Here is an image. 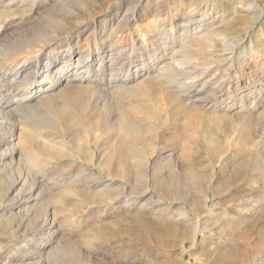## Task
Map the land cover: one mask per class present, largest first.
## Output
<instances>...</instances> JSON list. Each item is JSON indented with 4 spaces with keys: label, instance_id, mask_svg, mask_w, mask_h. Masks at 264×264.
I'll return each mask as SVG.
<instances>
[{
    "label": "rangeland",
    "instance_id": "1",
    "mask_svg": "<svg viewBox=\"0 0 264 264\" xmlns=\"http://www.w3.org/2000/svg\"><path fill=\"white\" fill-rule=\"evenodd\" d=\"M38 1L32 17L13 14L6 26L0 24V61L64 10L78 11L67 19L70 26L88 30L81 46L95 27L99 32L136 11L121 29L119 46L140 55L147 44L155 57L149 61L147 90L138 87L147 78L144 71L132 76L125 89L129 95L108 93L95 109L86 100L90 111L78 117L57 118L56 93L54 100L41 97L29 105L43 113L13 111L2 121L5 139L20 125L25 134H37V143L18 138L12 143L11 161L27 183L0 205V264H264V0ZM182 52H196V74L208 70L196 79L194 105L154 80L158 71L174 68ZM224 58L234 66L219 91L215 82L230 60L216 62ZM75 88L67 92L70 97ZM18 94H5L0 104ZM49 104L54 109L46 110ZM124 110L146 124L144 138L134 142L120 133L116 122ZM104 119L113 128L108 135L101 130L107 128ZM26 120L36 127H26ZM90 143L100 145L98 169L75 161L79 148ZM131 151L152 155L146 174ZM9 187L10 175L0 167V194Z\"/></svg>",
    "mask_w": 264,
    "mask_h": 264
},
{
    "label": "bare ground",
    "instance_id": "2",
    "mask_svg": "<svg viewBox=\"0 0 264 264\" xmlns=\"http://www.w3.org/2000/svg\"><path fill=\"white\" fill-rule=\"evenodd\" d=\"M48 4H50L49 1H48ZM24 8H28L30 12H19V13L17 12V11H20V9H24ZM39 8H40V3L38 0H0V11H1L0 24H4V26H6L8 22L12 20L11 16L13 14L19 15L21 20L32 17L34 12H36ZM64 8L66 9V7ZM75 11H76L75 13L65 12V10L61 11L58 18L55 21L48 23L43 29L41 27L42 30L40 31L38 30L39 32L35 33L33 37L28 38L22 43L20 42L21 44L17 45V47L15 46L16 48L14 49V51L10 52L9 50V54H5V57L0 61V98L5 97V94H7L6 96H10L8 95L9 92H12V93H14L15 91L20 92V94L14 96L15 98L9 100L5 104H2V105L0 104V125L3 124L2 121L12 118L10 116H13L12 114L13 111H20L23 114L26 112L27 114H30V115L31 114H41L43 110L39 111L33 108L29 109V105L36 98H41V97H45L48 101L54 100L55 99L54 97L56 96L60 97L59 99V102L61 100L60 107L56 112L57 118L59 119L69 114L76 115V116L80 115L85 109L86 111H90L88 110L89 103L87 104V108H84L85 107L84 104L86 103V100L90 101L91 108L95 109L97 106L100 105V101H105V99L107 101L108 93L115 95V97L117 98L120 95L123 96L124 94H128V92L125 89H126V86L131 81L133 82L134 78H132V76L134 75L138 76L141 72H144V71L146 72L144 76H146L148 72L151 70L152 67H149L150 66L149 61L152 60L155 57V55L153 54V51L150 50L148 46H146L147 44H144V48H145L143 50L144 53H141L140 55H138L134 53V48L127 50L125 49L124 46H119V42L117 40V38L120 35L125 34V32H122L121 29L129 26L131 19L136 17V14H137L136 11H134L133 14L129 16L125 14L122 18H116L114 23L112 22L109 25L105 24L100 29L99 32H98V26L95 27V30L86 36V41L88 43L85 46H81L80 42L82 40V37H84L85 35L84 31L85 30L88 31V30L82 27H79L77 25L70 26L69 23L67 22V19H72L74 15L77 14L78 11L77 10ZM154 24L156 26L157 22ZM74 31H78L77 36L74 35ZM160 32H162V35L165 36V28L160 29ZM129 33L130 34L128 36L129 37L132 36L131 32ZM184 33L186 32L184 31ZM72 38L74 39L73 44H67L71 40H73ZM65 41H67L66 44L64 43ZM144 41L146 40L144 39ZM182 41L183 43L185 42L184 39H182ZM17 43L19 42L17 41ZM75 48H77L79 52H77V50H74ZM234 48L235 47L232 46L231 50H233ZM22 51L24 52V54H21ZM15 52L19 55L18 57L11 56L12 53L15 54ZM181 55L183 59L177 60L175 62L177 64L174 68H171V69L166 68L163 71H160V72L158 71L156 74V78L154 80L157 81L158 83H161L162 85H166L168 89L174 92L175 95H183L184 98H187L188 101H190V103L194 105L193 100L197 98L196 97V79H199L200 77H202L204 75V72L208 70L206 69L202 73L196 74V52H182ZM229 60H230L229 58H224L223 60L221 59L217 61L216 64L226 63ZM44 62L46 63V66H45L46 71L42 73V69L44 70V68H42V64ZM193 62H195V65L192 69H190L188 66L192 65ZM233 66H234V60H230V65L228 66L225 65V68L221 70L223 75L220 77L219 82L218 81L215 82L217 86L215 89L222 91V88L225 87L224 83L226 79L228 78L230 79ZM241 71L243 70L241 69ZM149 76L150 75H147L146 79L141 80L139 82L138 87L140 89L147 90V80ZM138 78H140V76ZM135 79H137V77ZM206 86L210 87L211 85H209L208 82H205L204 87ZM62 87H63V91L61 90ZM72 87L74 88L76 87L74 89V91H76V94L74 93L75 94L74 97H70L68 95L69 93L67 94V92ZM56 93L58 94L56 95ZM147 101L148 99L145 100V102ZM52 107L53 106H50V104L49 106H45L46 110L54 109ZM105 109H107V107ZM131 109L134 110L133 108ZM102 111L103 110H101V112ZM52 112L53 110L51 111V114ZM142 114L145 116L146 114L145 108H144V111H141V115ZM148 115L151 116L150 114ZM120 116H121V119L115 122H116V127H118L121 130V132L120 131L119 132L122 133L124 137L134 142L136 140H140L144 138V130H145L146 124L144 126V123L141 122L142 120L135 121L136 119L135 120L132 119V117H130V115L125 110H124V113H120ZM78 119H80V117ZM142 119H144V117ZM81 120H83V118ZM147 120L144 119L145 122H147ZM41 121L43 122V120ZM161 121L162 120H160V122ZM29 122L28 121L26 122L25 124L26 127H29L30 129H33L36 127V126L35 127L33 126L34 124L33 125L29 124ZM101 122H104V121H101ZM105 122L106 123L104 124L102 123H99V124L106 125L105 128L106 127L107 128L101 129V130L103 131L104 135H108L109 133H111V131L109 132V130L113 128H110L108 126L110 124L109 122H108L109 124L107 123L106 120ZM98 126L101 127L100 125ZM39 127H41V125ZM43 127H44V124H43ZM55 127H56L55 125L50 126L51 129H55ZM147 127L149 128V126ZM24 132L25 131L20 127V125L14 126V128L8 133L9 140L5 139L3 135L4 133L3 134L0 133V150L2 147H5V154L4 153L0 154V167L3 168L4 172H7L10 175V179H11V187H9L5 192L0 194L1 195L0 205L4 204V199L8 198L10 193L14 192L17 187L22 185V188H24L27 183V177L25 176L20 166L16 165L13 161H11L13 154H14V148H12V143L15 141L16 138L21 139L22 141H25L27 143H34V144L37 143V139L33 137V136L36 137L37 134L36 135H32L29 133L25 134ZM23 134L25 135V137L23 136ZM105 142H107L106 139H105ZM46 145L48 144L46 141H44L43 146L46 147ZM145 147L146 146L142 148L145 149ZM99 148H100V145L98 143H93V144L90 143L87 146H81L78 150L79 152L78 155L75 157L76 159L75 161L80 162V163L82 162L88 163L92 168L98 169L99 164H97L98 159H97L96 151ZM148 149L146 148V150ZM121 150H123V152L126 153L125 152L126 150L125 151L124 149H121ZM62 152L61 153L59 152V153L62 155ZM59 153L56 152V154L58 155ZM121 155L123 156L122 153ZM131 156L134 158V160L138 164L140 163V165L141 164L143 165L142 172L143 174H146L148 172V167L150 164V156L152 155L150 154L145 155V154L138 153L136 151H131ZM28 158L31 159V156H28ZM103 174L105 173L103 172ZM32 187H31L32 189L30 190L31 192L35 190L34 186ZM39 194L40 193H38V195L33 196V197L31 196L29 201L37 200V197L39 196ZM6 208H8V206ZM198 231L199 230H197V232Z\"/></svg>",
    "mask_w": 264,
    "mask_h": 264
}]
</instances>
